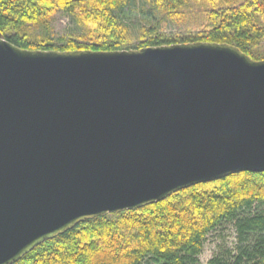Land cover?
I'll use <instances>...</instances> for the list:
<instances>
[{
  "label": "water",
  "instance_id": "obj_1",
  "mask_svg": "<svg viewBox=\"0 0 264 264\" xmlns=\"http://www.w3.org/2000/svg\"><path fill=\"white\" fill-rule=\"evenodd\" d=\"M244 172L264 173V60L227 44L56 52L0 37V264Z\"/></svg>",
  "mask_w": 264,
  "mask_h": 264
},
{
  "label": "trees",
  "instance_id": "obj_2",
  "mask_svg": "<svg viewBox=\"0 0 264 264\" xmlns=\"http://www.w3.org/2000/svg\"><path fill=\"white\" fill-rule=\"evenodd\" d=\"M197 6L199 32L160 31L165 18ZM57 12L72 26L54 40ZM0 37L20 49L56 52L227 44L261 61L264 0H0ZM209 236L216 249L205 264H264V173L230 175L82 222L15 264H201Z\"/></svg>",
  "mask_w": 264,
  "mask_h": 264
},
{
  "label": "rangeland",
  "instance_id": "obj_3",
  "mask_svg": "<svg viewBox=\"0 0 264 264\" xmlns=\"http://www.w3.org/2000/svg\"><path fill=\"white\" fill-rule=\"evenodd\" d=\"M199 7L200 6H197L192 10H187L179 18H165L160 31L165 34H186L194 31L199 32L201 30L203 15L202 13L200 14V11L194 10ZM205 8L206 7H202V9ZM71 24L70 20L64 14L61 12L55 13L50 24L53 39L56 40L60 37H66L65 35L71 29ZM259 49L264 52V42L259 45ZM212 240L213 237L209 236L205 242L203 251L199 257L201 264H205L212 257L216 249V243Z\"/></svg>",
  "mask_w": 264,
  "mask_h": 264
}]
</instances>
